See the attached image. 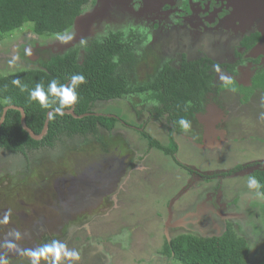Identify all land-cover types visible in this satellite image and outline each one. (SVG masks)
<instances>
[{"label":"rangeland","instance_id":"rangeland-1","mask_svg":"<svg viewBox=\"0 0 264 264\" xmlns=\"http://www.w3.org/2000/svg\"><path fill=\"white\" fill-rule=\"evenodd\" d=\"M95 2L96 0L85 10H90ZM134 2V7L138 8V1ZM152 13H149V17ZM118 26L108 21L97 23L92 34L82 36L81 39L101 36L108 29L114 32L120 29L124 32L121 26ZM73 35L72 26L68 31L53 36L36 35L31 30V23L27 22L22 28L1 36L0 75L7 76L20 70L38 68L40 65L38 61L24 63V59L20 62L19 53L21 52L22 58H26V47L36 46L34 51L40 56L42 64L51 56L45 50L47 47L52 48V52L56 51L58 46L59 51L64 50L68 41L63 42L60 37H73ZM80 41L74 45H80ZM169 45L171 44L167 42V39L158 41L153 48L143 45L139 53L140 63L136 67L139 75L149 76L164 58L170 56ZM81 56L82 54L78 57V61L81 60ZM14 57L16 58L15 63L10 64L9 62ZM218 95H220V100L222 99V104L227 108L238 104L230 91H221ZM127 101L131 100L127 99ZM241 104L239 103L238 107L243 108ZM95 110L113 114L120 121L135 125L136 113H133L128 103L114 100L100 103ZM139 114L142 117L136 121L141 123L147 116L144 110H140ZM254 127L255 123L249 124L246 131L239 128L232 132L236 138H241L243 134L246 136L245 141L242 140L243 155L233 154L228 150L229 146L224 148L227 143L221 142L212 150L200 151L199 156L196 155L195 158L194 155L199 153L197 149L189 148L183 138L175 139L174 142L177 144L175 157L183 161L184 151L188 150L190 156L188 161L193 165L188 166L184 162L181 164L189 167L193 173L187 172L181 166L176 165L175 167L171 158L159 150L153 147L147 150V141L139 133L120 122H117L111 135L102 132L101 142L94 139L86 144L65 141L52 150L34 152L30 155L29 166H26L23 156H14L0 150V248L3 250L0 260L3 257L5 260H10L11 263L8 264H32L33 257L29 253L36 252L38 264H54V262L55 264H169L166 258L160 255L164 238L167 239L165 232L163 231V234L160 232L163 230L166 212L169 211L170 214V207L177 208L180 202L184 201L183 199L192 198L194 194L192 192L198 191L197 187L193 186L192 190L190 189L191 192L189 190L188 193L184 191H187L192 181L200 176L205 177L217 172L227 173L236 167L237 164L234 165V161L241 164L262 158L263 160L258 163L264 167L262 165L264 145L258 146L259 138H250ZM163 129L165 130L164 126L151 123L145 131L165 145L168 139ZM239 132L242 134H238ZM229 138L231 136L226 137L225 141L229 142ZM255 145L259 147L258 150H255ZM243 157H245L244 161L238 160ZM122 163H124V171L119 174L118 181L112 189L114 192H120L121 207L125 203L129 205H126L122 212H118L121 210L111 207V202L106 198L97 206L91 207L89 212L86 208L81 212H76L80 200L75 199L73 205L70 198L75 191L73 185H76V181L89 179L97 185L105 181V174H112L114 170L121 167ZM77 166L80 167L75 170ZM247 170L219 177L221 181L218 187L223 183V187L227 190L223 194L225 198L222 201L230 204L231 197L237 195L239 203L244 206L248 194L255 195V191L258 190H250L247 186L248 178L251 176ZM128 174L129 179L125 182L126 179H123L127 178ZM198 184L199 182L196 186ZM121 187L124 190H121ZM202 190L205 194L211 189L203 186ZM77 197L79 196L76 195ZM168 197H172V203L171 200L168 201ZM127 206L132 207L133 211ZM152 211L155 214L158 213V217L152 218L151 222L148 219L147 221L152 224V227H155L153 224L157 223L159 231L155 230L156 234L148 233L150 228L142 225L145 223V217L149 216ZM128 216L132 222L135 219L138 222L136 225H131L135 226L133 229L125 228L126 223H124L125 227L121 224L129 220ZM151 224L148 225L151 226ZM8 226L9 229H7ZM217 229L220 230L218 227ZM236 233H241L247 239L243 230L239 229ZM53 242L63 243L68 250L79 252L80 259L70 261L63 256L59 248H45L46 245L52 246ZM246 243L249 245V251L245 264H257L264 255V243H258L255 239L251 243L247 240ZM171 260L177 263L174 258Z\"/></svg>","mask_w":264,"mask_h":264},{"label":"flooded vegetation","instance_id":"flooded-vegetation-1","mask_svg":"<svg viewBox=\"0 0 264 264\" xmlns=\"http://www.w3.org/2000/svg\"><path fill=\"white\" fill-rule=\"evenodd\" d=\"M246 1L249 0H174L170 4L168 2L163 4L160 10L150 14V17L149 15H147L148 17L145 16L146 18L140 17L137 19L129 14H117L118 17H123L125 21L124 24H120L121 27L118 26L124 31V39L127 40V38H133L135 40H140L138 43L133 41V52L137 57V63L134 66V76H136V81L132 84L134 88L138 89L140 85H143L151 77L159 73L160 69L165 64H169L170 67L179 69V66L183 63V59L187 62H191L200 57H207L213 61L214 66L218 65L220 68L219 73L213 68V87L212 90L206 94V101L203 110L195 112L194 117L189 119L191 124L189 130L184 131L180 128L177 131H173L171 133L173 138H183L192 145L194 144L193 141L197 142V144L202 143L204 141L203 138L207 123L205 117L209 113H213L211 119L216 121L213 132L216 133L217 131L218 134H221L218 139H222L224 144L227 143L224 145V148L225 146H229L228 150L233 154L243 155L242 152L244 151V148L242 147H244L243 141H245L244 139H246V136L243 134L241 138H236L232 132H235V130H238L239 128H243L246 131L249 124L255 123L254 132L252 134L253 136L251 135L250 138H259L258 146H260V144L264 145V120H262L264 117V7H257L256 14L251 10L248 11L246 8H242V6H249V3ZM251 1L256 2L262 0ZM110 31L114 32L113 30L108 29L103 35L98 37H107L109 36L108 33ZM117 31L122 32L120 29L115 32ZM129 32H133L134 36L129 37ZM98 37H87L85 40L87 43H90L91 40ZM163 39H167L168 43L170 42L171 45L169 46L171 55L164 58L149 76L142 77L137 72L138 70L136 67L140 63L139 53L142 50L143 45H149V47L153 48L155 43H158V41H162ZM69 42L70 40H68V43ZM85 45L78 44L67 47L64 50L62 49L61 51H59L60 47L58 46L57 50L54 52H52V48L47 47L45 50H47L51 56L45 62H48L54 56L65 54L71 48L78 49L77 59L82 54L80 60L82 61ZM35 47L36 46L30 48L26 47V49L24 48L27 57L22 58L23 56L20 52V57L18 58L20 62L25 59L24 63L38 61L40 64L38 68L36 67L32 69H42V65L45 62L42 64L40 63L41 59L38 54H35ZM222 75L230 77V83H225L221 79ZM221 91H230L234 95L233 97H235V100L238 101V104L231 106V108H227L226 105L222 104V99L220 100L219 98L220 95H218V93L220 94ZM141 97L137 94H133L131 97L125 99H112L109 101L97 100L91 105V111L92 114L96 116L117 118L113 114L97 112L95 110L96 106L100 103L114 100L128 103L133 113H136V117L134 116L135 125L124 123V121H120L117 118L115 126L117 122H120L122 125L130 127L137 133H147V131H145L146 127L151 123H155L158 124V126H164V135L169 139L168 129L171 128V122L167 119L168 115L157 114L153 111L155 102L148 100L144 101ZM237 97L239 98L238 100ZM127 99L131 101L128 102ZM239 103L243 104H241L243 108L238 107ZM209 108L211 110L210 112ZM215 108L223 109L222 116L216 114ZM68 110L74 112V107L65 109V111ZM140 110H144L147 116L141 123L136 121V119L142 117L139 114ZM48 112L46 113V116ZM88 114L90 113H84L82 115L75 114V118H82ZM115 126L111 131L99 127V137L103 139L102 132L111 135ZM223 128L225 130H223L224 132L222 131ZM147 134L151 135L149 133ZM238 134L242 133L239 132ZM230 136L231 138H229V142H226V137L228 138ZM258 146L255 145V150H258ZM196 148L198 150L206 149ZM238 160L244 161L245 157ZM260 160L263 159L256 158L251 161H245L241 164L234 161V165L237 164L236 167L239 168L228 175L237 173L241 170L254 168L255 166H261L260 163H258ZM262 165H264V163ZM120 166L121 167L114 170L112 174H105V181H99L100 183L97 185L89 179H78L76 181V185H73L75 191L72 196H70L73 205L77 199L80 200L75 210L76 212H81L82 210H85V208L89 212L91 207L97 206L106 198L111 202V207L121 210L118 212H122L124 207L129 205L128 203H125V205L122 204L121 207V194L119 191L114 192L112 189V186L118 181L119 174L124 171V163L120 164ZM79 167L80 166H77L74 169L77 170ZM263 168L264 167L262 166L258 167V170ZM189 173L193 172L190 171ZM222 173L224 172L214 173L215 175L211 177L200 176V178L196 180L194 179L192 181L193 183L187 188V191L190 189L192 190L193 186L197 187L198 191L192 192L194 194L191 199H183L184 201L180 202L179 207H170V214L169 211L166 212L167 215H165V220L162 226L163 230L160 229V232L162 234L163 231L165 232L168 242H170L172 238L183 234L200 237L220 236L227 228H231L236 232L239 229L241 231L243 230L246 233L247 239L245 240H249L250 243L254 239L258 241V243H264V200L256 198L255 195L248 194L244 206L239 203L240 200L237 195L231 197L232 200L230 204L229 202L222 201L225 198L223 197V194L224 192H227V190L223 187V183L218 187V185H220L219 181H221L219 177L228 176L222 175ZM252 174L253 172L250 173V175ZM83 176L87 177L85 175ZM128 179L129 174L128 177H124L123 180L126 182ZM197 182H199L198 186H196ZM203 186H207V188L209 187L211 190L204 194V191L202 190ZM217 187L218 190H216ZM120 189L124 190L123 187ZM187 191L185 190L184 192ZM76 195L79 197L76 198ZM171 199L172 197H168V201ZM127 207L133 211L132 207ZM157 214L152 211L149 216L145 217V223L142 225L145 227L148 226V229L150 228L148 233L154 234L155 230L159 231L157 223H154L153 225H155V227H152V224L147 221L148 219L151 222L152 218H157ZM114 216L115 215H113V217ZM128 219L127 222L125 221L121 224L124 226V223H126V227L124 226L125 228L133 229L135 226L132 227L131 225H136L138 222L136 219L132 222L129 216ZM148 224H151V226ZM217 227L220 228V230H218ZM9 228L10 227L8 226L7 229ZM39 229H42V227H39ZM120 231L122 234V230ZM239 234L242 235L241 233ZM164 240L166 241L165 238ZM254 244H256V242ZM247 247L249 251L248 244ZM2 254L3 250L0 248V256ZM1 260L6 261L7 264L11 263L10 260H5L3 257ZM167 261L169 264H178L170 260Z\"/></svg>","mask_w":264,"mask_h":264},{"label":"trees","instance_id":"trees-1","mask_svg":"<svg viewBox=\"0 0 264 264\" xmlns=\"http://www.w3.org/2000/svg\"><path fill=\"white\" fill-rule=\"evenodd\" d=\"M94 0H0V37L14 32L27 22L31 30L40 36H53L68 31L76 16L93 4ZM107 37H98L84 46L82 61L78 62L77 48H71L63 55L52 57L45 62L42 69H24L10 75H0V116L5 106L21 107L24 111L26 125L35 134H39L46 120V113L51 110L42 108L37 102L30 101L28 91H21L13 79L19 78L28 89L37 83H43L47 90L48 82L56 78L60 83H67L71 75L82 73L86 83L79 85L78 102L73 106L77 115L90 113L82 118L71 114L54 119L48 117V129L39 140L31 138L20 124V112L7 109L0 125V150L11 155L23 156L29 166L30 155L38 150L54 149L65 141L88 143L91 138L98 142L99 127L111 131L117 118L96 116L92 114L91 105L97 100L109 101L125 99L133 94L142 100L155 102L153 111L167 114L171 122L169 144L162 145L146 132H139L147 141V150L155 148L171 158L174 164H181L175 157L177 144L171 133L180 129L177 121L184 117L187 120L194 113L203 110L206 94L213 87V61L207 57L183 63L179 69L165 64L159 73L151 77L138 89L132 85L136 79L134 66L137 57L133 52V38L124 39V33L109 32ZM134 36L133 32L128 33ZM113 57L117 60L114 63ZM134 76V79H133ZM8 100L10 103H6ZM173 126V127H172ZM239 167L222 175H228ZM208 175L207 177L214 176ZM254 176L260 182L258 191L264 192V168L255 170ZM165 252L180 264H245L248 247L244 236L231 228L220 236L200 237L195 235H178L170 242L165 241ZM257 264H264V255Z\"/></svg>","mask_w":264,"mask_h":264},{"label":"water","instance_id":"water-1","mask_svg":"<svg viewBox=\"0 0 264 264\" xmlns=\"http://www.w3.org/2000/svg\"><path fill=\"white\" fill-rule=\"evenodd\" d=\"M135 0H96L94 6L90 10H84L81 14L75 17L73 24H72V29L74 30V35L68 45L65 47H70L77 43L78 41L81 40L82 36H90L95 30V25L97 23H101L103 21H108L109 23H113L114 25H120L124 24V18L123 17H118L117 14L122 13V14H129L135 18H140V17H145L149 15L150 12H157L159 7L165 3H171L173 0H137L139 3V7L135 8L134 7V2ZM249 3V6H242V8H246L248 11L251 10L252 12L257 14L256 8L263 6L264 7V1H256L253 2L251 0L246 1ZM259 15V13H258ZM117 16V17H116ZM146 18V17H145ZM13 108L17 109L20 112V124L22 128L28 133V135L35 139L39 140L41 139L47 129H48V114L46 116V120L44 122V126L39 134H35L31 129L26 125L25 123V118H24V111L21 107L17 106H5L2 111V115L0 116V125L4 120L5 113L7 109ZM216 109V108H215ZM209 108V112H210ZM66 114H71L72 116L76 117L75 113L72 110L65 111ZM217 115L222 116V111H220L218 108L216 109ZM213 114V113H212ZM208 114L205 117L206 123V131L204 134V141L202 143H198L197 146L199 148H208L212 146H217L220 143V140H214L211 138L212 136H216V133L213 132L214 130V125L216 124V121L211 119V115ZM79 117V116H78ZM204 121V122H205ZM221 135V134H219ZM255 170H258V167L255 166L254 168L250 169L248 174L254 172ZM179 196V195H178ZM171 199V203H172Z\"/></svg>","mask_w":264,"mask_h":264},{"label":"clouds","instance_id":"clouds-1","mask_svg":"<svg viewBox=\"0 0 264 264\" xmlns=\"http://www.w3.org/2000/svg\"><path fill=\"white\" fill-rule=\"evenodd\" d=\"M60 39L63 42H67L68 40L72 39V36H67V37L62 36V37H60ZM80 43L82 45H85V44H87V41L82 38ZM15 59L16 58L14 57L13 60L10 61L9 63L10 64L15 63ZM116 60H117V58L113 57L114 63L116 62ZM214 68H215V71H217L218 73L220 72V68L218 65L214 66ZM221 79L225 83H230V80H231L230 77L224 76V75L221 76ZM86 82H87L86 77L82 73H76V74L71 75V77L67 83H60L58 79L53 78L48 82L47 90H45L44 84L42 82L37 83L35 85V87L32 89H28L27 85L21 84V81L19 78L13 79V81H12V83L15 86L19 87L22 92L28 91V98L30 101L37 102L44 109H50L51 108V111L48 112L49 119H54L57 116H60V117L64 116L65 115V109L72 108L78 102V98H79V95L77 92L78 86L85 84ZM5 102L10 103V101H8V100H6ZM177 123H178L179 127L184 131L189 130L191 127L190 121L184 117H181L177 121ZM173 140L175 141V138H173ZM167 143H169V139H168ZM193 143H194L193 145L198 147L197 142L193 141ZM193 145H189L187 143V146L189 148H195V150H196L197 148ZM219 145H220V143H219ZM219 145H217V146H219ZM176 159L179 161L178 158H176ZM180 163H182V162H180ZM174 166L176 167V164H174ZM188 166H190V165H188ZM247 186L250 190H258L261 187L260 182L254 176H250L248 178ZM254 194H255L256 198L264 200V192L255 191ZM5 220H7V217H5ZM166 241L168 242V239H166ZM164 243H165V240H164ZM163 244H162L163 248H162L161 255L164 256L166 258V260L172 261L171 260L172 257H169L167 255V253L165 252V248H164L165 246L164 245H166V244H164V245ZM50 247H57L60 250H62L63 256L65 258L69 259L70 261H78L80 259L79 252L74 251V250H68L63 243L53 242L52 246H48V245L45 246V248H50ZM29 255H31L33 257L32 264H38L37 253L36 252H30ZM246 257H245V261H246ZM58 259H59V257L57 256V260ZM177 263L180 264L178 261H177ZM0 264H7V262L4 260H0ZM54 264H55V262H54Z\"/></svg>","mask_w":264,"mask_h":264},{"label":"crops","instance_id":"crops-1","mask_svg":"<svg viewBox=\"0 0 264 264\" xmlns=\"http://www.w3.org/2000/svg\"><path fill=\"white\" fill-rule=\"evenodd\" d=\"M216 114H217V113H216ZM211 138H213L214 140H219V139H218V138H219V134H216L215 137L211 135ZM186 142H187L189 145H192L190 142H188V141H186ZM221 142H223L222 139H220V143H221ZM216 147H218V146H212V147H208V148H206V149H207V150H208V149H209V150H210V149L212 150V149H214V148H216ZM221 148H223V146H222ZM221 148H220V150H221ZM206 149H203V150L206 151ZM203 150H198V149H197V151H199V153H196V154L194 155L195 158H196L197 156H199L200 151H203ZM196 155H197V156H196ZM183 157H184L183 161H182L180 158H178V159L181 160V161L179 160L180 162H182V163L184 162V163H186L187 165H193V163H191L190 161H188V160L190 159V158H189L190 156L188 155V150H185V151H184V155H183ZM194 165H195V164H194ZM196 166H197V165H196ZM211 169H212V168H211ZM185 193H188V191L185 192Z\"/></svg>","mask_w":264,"mask_h":264},{"label":"bare ground","instance_id":"bare-ground-1","mask_svg":"<svg viewBox=\"0 0 264 264\" xmlns=\"http://www.w3.org/2000/svg\"><path fill=\"white\" fill-rule=\"evenodd\" d=\"M73 32V31H72Z\"/></svg>","mask_w":264,"mask_h":264}]
</instances>
